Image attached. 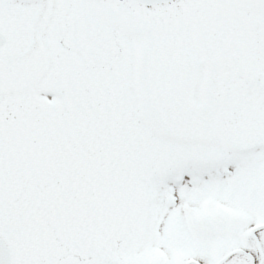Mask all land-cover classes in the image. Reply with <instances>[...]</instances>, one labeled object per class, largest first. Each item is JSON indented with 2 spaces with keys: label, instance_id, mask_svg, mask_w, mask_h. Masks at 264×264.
I'll return each instance as SVG.
<instances>
[{
  "label": "snow or ice",
  "instance_id": "obj_1",
  "mask_svg": "<svg viewBox=\"0 0 264 264\" xmlns=\"http://www.w3.org/2000/svg\"><path fill=\"white\" fill-rule=\"evenodd\" d=\"M0 264H264V0H0Z\"/></svg>",
  "mask_w": 264,
  "mask_h": 264
}]
</instances>
